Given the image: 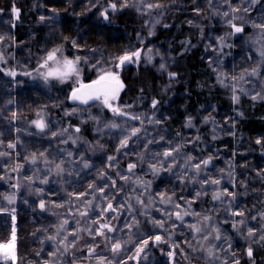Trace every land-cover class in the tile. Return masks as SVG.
Here are the masks:
<instances>
[{
	"label": "trees",
	"instance_id": "1",
	"mask_svg": "<svg viewBox=\"0 0 264 264\" xmlns=\"http://www.w3.org/2000/svg\"><path fill=\"white\" fill-rule=\"evenodd\" d=\"M71 1L74 5L69 7L70 0H0V19H9L0 23L5 37L0 43V242L10 239L14 215L16 264H98V257H107L105 264L108 260L112 264H235L237 260L239 264H264V241L259 240L264 232V100L252 99L257 93L264 96V57L260 55L264 30L254 26L264 23V0H230V4L225 0H146L163 5L152 10L144 8L140 0H132L124 8L121 0H102V7L117 4L116 11L110 7L105 24L90 19L84 0ZM13 7L19 10L18 19ZM233 7L240 10L233 12ZM46 9L54 10L61 19L53 25L58 30L54 36L60 41L56 48L68 59H82V49L92 46L102 47L113 59L129 44L141 50L138 64L127 66L119 75L124 87L117 104L144 121L122 125L142 129L138 137L129 140L128 147L117 151L124 138L121 129L97 132V123L90 115L102 122L121 123L123 118L114 117L99 104H69L65 98L58 102L54 94L71 91L76 85L72 81L45 83L39 75L44 71L39 65L45 57L40 46L49 29L38 15ZM225 11L227 18L222 15ZM227 20L242 25L244 31L234 33ZM31 35L34 37L28 40ZM23 47L28 48L25 64L17 68L15 58ZM80 66L83 83L100 73L83 59ZM253 68L258 69V75L245 72ZM242 73L244 78L240 79ZM28 83L42 86L28 95L31 106L23 112L25 107L18 104L20 86ZM234 89L239 103L232 100ZM153 101L157 102L155 107ZM73 108L78 111L68 114ZM189 118L191 127L187 126ZM41 119L44 131L33 123ZM75 127L80 128L79 133ZM257 140L261 142L257 144ZM174 146L180 147L179 154L173 153L175 166L168 164L170 171L161 168L154 174L148 164L160 167L163 152ZM33 154L36 163L31 162ZM110 156L115 159L110 161ZM188 156L194 159L185 167ZM45 157L56 162L62 159L65 171L60 175L48 172L54 165L45 164ZM209 157L208 167L202 166L197 174L191 165ZM85 162L88 168L83 167ZM129 163L137 165L132 172L127 171ZM118 173L130 180L120 179ZM44 179L48 182L42 183ZM205 179L208 184L201 183ZM213 179H220V184H211ZM90 184L104 186L103 194L93 190L77 199L78 194L89 191ZM225 189L234 193V198L225 195L213 200L215 192ZM197 191L202 195L197 197ZM161 193L171 196V203H161ZM109 200L116 211L102 213ZM234 211L244 215L234 216ZM82 212L88 215H80ZM176 212L183 220L176 218ZM204 216L210 219L204 220ZM108 217H116L108 222L122 229L107 233L122 243L118 255L110 251L103 237L93 238L86 230L97 228L93 220L103 223ZM154 219L166 221L163 229L152 222ZM241 220L244 224L234 229L233 223ZM129 222L133 225L130 230L125 227ZM192 224L201 231L192 230ZM248 228L255 236L247 235ZM156 235L161 236V242L149 239L144 252L133 259L140 242ZM71 241H75L74 246L66 250ZM89 248H95L96 255L89 257Z\"/></svg>",
	"mask_w": 264,
	"mask_h": 264
},
{
	"label": "snow or ice",
	"instance_id": "2",
	"mask_svg": "<svg viewBox=\"0 0 264 264\" xmlns=\"http://www.w3.org/2000/svg\"><path fill=\"white\" fill-rule=\"evenodd\" d=\"M252 3H255L256 0H251ZM140 3L143 5L144 8L148 9V10H152V9H160L163 7V5L161 4H153V3H148L146 2V0H140ZM209 3H211V0H209ZM225 3H229L230 4V0H225ZM129 3L128 0H124L123 4H121V8L124 7H128ZM110 7L113 11L117 10V4L116 3H111ZM138 11H141V9H137ZM239 8H232L233 12H237L239 11ZM14 15L16 16V18H19V10L16 9L15 7H13L12 9ZM195 11L197 12V14H199V9H195ZM244 11L247 12L248 9L244 8ZM146 14V13H143ZM101 15L104 17L105 20L108 19V15H107V9H105L104 12L101 13ZM224 17H228L229 13L227 11H225L222 14ZM235 19H239V17H232V20ZM40 20L43 21L45 20L44 16L40 17ZM232 20H227L226 22L229 24L230 27L233 28L234 33H241L244 31V27L242 25L238 26L234 23H232ZM156 23H159V20L156 21ZM189 23L191 24L192 22L189 21ZM165 27H168V25H164ZM256 28H260L262 30H264V23L261 24H255L254 25ZM233 33V34H234ZM224 38L220 37V40L222 41ZM5 40L4 36H0V43H3V41ZM73 46H75V41H73ZM150 51V50H149ZM260 55L262 57H264V51L260 52ZM141 56V50H137V51H133L130 53H125L123 56L118 57L117 59L119 60V65L118 66H122L125 64V62H134V61H138L139 58ZM149 59H151L149 57ZM0 62H3V56L0 55ZM82 62L81 57L76 56L74 59H68L67 57H64L61 49L60 48H55L51 51H49L46 56L43 59V62L39 65L40 69H44L43 72H39V69H37V71L39 72V75L43 78V80L45 81V83H47L49 80H56L59 81L60 83H67L69 81H72V83L74 85H76L75 87H73L71 89V93H70V99L71 101H73L74 103L78 104V105H89L90 102H94V104H99L102 105L103 108L108 109L114 117H120L123 118L121 123H117L115 120L111 121V122H102L98 116H91L90 118L95 120L97 123V132H103V130L105 128L108 129H121L122 133L124 134V138L120 140L119 143V148L117 149V151H119L122 148H126L128 147L129 144V140H131L133 137H138L142 131L141 127H137V126H132L129 125V127L125 128L122 127L123 124L127 123L128 121H134V120H140L141 124L144 123V121L141 119L140 116L137 115H132L130 113H127L126 111L123 110V108L121 106H119L117 104L118 98H119V94L120 91L123 89L124 85L121 82L119 75L116 73H113L111 71H104L101 72L100 75L97 76L96 79L92 80L90 83H83V81L80 79L81 74H82V67L80 66ZM83 63H87V59H84ZM91 67L95 68L96 65L93 64L91 65ZM161 69L164 68V65L160 66ZM245 72H248L249 75H258V69L257 68H253L250 72L246 69ZM28 75H31V73H27ZM8 75H12L15 76V72H9ZM170 76L174 77V73H170ZM244 78V74H241L240 79ZM221 83H223V81H220ZM234 94L232 96V100L234 103H239L240 97L238 95L235 94V89L233 90ZM260 98L262 100H264V96H260L259 93H257L256 95L252 96V99L255 100L257 98ZM156 101H153V107L156 106ZM85 111L87 109H84ZM78 109L73 108L71 110V112H69L68 114H72L77 112ZM15 115V113L13 114ZM242 115V114H241ZM148 122H151V120H149ZM35 124V126L40 129L41 131H44V129L46 128V125L44 123V121L41 120H37L33 122ZM156 123H159V121H156ZM189 127L192 126V121L191 118H189L188 120V125ZM64 132H67V129L63 130ZM74 131L79 133L80 132V128L79 127H75ZM53 136H56L57 133L53 132L52 133ZM63 142H67V140L63 141ZM135 142V141H134ZM153 141H148V143H152ZM261 141L257 140L256 143L259 144ZM73 143H75V141H73ZM9 147H14V145H9ZM101 147H103V145H101ZM180 152V147L179 146H174L171 150H165L163 152V160L158 161L160 167H157L156 164H152L149 163L148 167L152 169V172L154 174H158V172L160 171L161 168H165L167 170H171L170 168H167L168 164H171L173 166H175L176 164V158L173 157V153H177L179 154ZM69 156L72 155V153H68ZM159 155V154H158ZM40 156H44V153L41 152ZM172 157L171 160H169V158ZM108 159L111 161L113 159H115V157H108ZM142 159V157H141ZM194 158L192 156H188L187 157V164L185 165V167L188 166V164L191 163V161ZM31 162L32 163H36V154H33L32 158H31ZM211 162V157H209L208 159L203 160L201 163H196L194 165H191L193 169L196 170V173L199 174V171L201 169V167L203 166L204 168H207L208 165ZM44 163L45 164H53L54 168H48L47 171L48 172H53L56 175H60L62 174L65 170L62 167V164L64 163V161L61 159L59 162H56L55 160H49L47 157H45L44 159ZM20 167V166H18ZM84 168H88L89 164L87 162H85L83 164ZM109 167H114V165H109ZM137 167V165L135 163H129L127 166V171L128 172H132L135 168ZM18 170V169H17ZM120 175V179L124 180V181H129L130 177L128 175H124V174H119ZM183 179V178H181ZM42 183H47V179H44L41 181ZM137 184L140 183L139 178H137V180L135 181ZM202 184H208L209 181L207 179L201 181ZM116 181L115 179L112 180V186H115ZM211 184H215L218 185L220 184V179H213L211 180ZM145 187H147V185H145ZM95 190L101 194H103L104 192V186H94L92 184L89 185V191L88 192H84V193H80L77 195V199H80L81 197L84 196H88L90 194H92V191ZM119 191V189H118ZM200 195H202V193L200 191L196 192V196L199 197ZM232 196L234 198L235 194L234 193H229L226 189L223 192H215L213 195V200H221L222 196ZM161 203L164 204H168L171 203V196H167L164 193L160 194ZM9 203L12 202V198L9 197ZM137 202L141 205L144 204L143 200L138 199ZM89 205H91V201L87 202ZM127 203V202H125ZM191 203V202H189ZM60 206V205H58ZM123 205H121L122 207ZM40 207L41 209H44L45 204L43 201H41L40 203ZM177 208H180L181 205L176 204ZM112 211L115 212L116 209L113 207V204L111 203V201L109 200L106 204V207L104 209H102V213L105 211ZM188 212H185L184 215H188ZM232 214L234 216H243L244 213L243 212H232ZM80 215L82 216H87L88 212H82L80 213ZM168 215H172V213H168ZM175 216L177 219L183 220V217L181 215L180 212H176ZM101 219H104L103 215H101L100 217ZM116 217H108L105 222L103 223H99L97 220H93L94 224H97V228L96 229H86L89 234L95 238L96 236H101L104 238V240L107 242V246H110V251L114 254V255H118L121 251H122V243L120 242L119 239L112 237V236H108L107 233H113L116 231H120L122 229H116L113 226H111V224L108 222L111 219H114ZM262 219H264V216L261 217ZM204 220H209L210 217L208 216H204L203 217ZM133 220H135V218L133 217ZM13 222H15V216H13ZM154 224L158 225L161 229H163L164 223L166 221H162V220H153L152 221ZM67 223V221H65V224ZM136 224H138V221H135ZM237 224L243 225L244 221H236L233 223V228L235 229ZM132 222H129L125 225V227H127L129 230L132 228ZM189 227L194 230L196 233H199L201 231V229L196 225V224H192L189 225ZM247 235L249 237H253L255 236V232L252 228H248L247 229ZM49 239H54V237H49ZM66 239V238H65ZM149 239H154V241L156 243L161 242V236L156 235L154 237H149V238H145L140 242V246H138L136 248V257H132L133 259L138 258L140 256L141 253L144 252L145 247L148 245L149 243ZM204 239H207V236L204 237ZM216 239H220L219 236L216 237ZM259 240L260 241H264V232L261 233V235L259 236ZM75 241H71L69 242V244L65 245V249L67 250V247L69 246H74ZM89 257L96 255L95 253V248H89V252H88ZM168 255L170 257L174 256L173 252H169ZM209 255H212L211 249H209ZM247 255L249 258L252 257L253 255V250L251 247H249L247 249ZM17 235H16V228L15 225L13 224V228H12V232H11V237L9 240H7L6 242H0V264H16L17 262ZM107 257H98V264H105V260H107ZM108 264H112V261L108 260ZM120 264H127L126 261H121ZM235 264H239V261H235Z\"/></svg>",
	"mask_w": 264,
	"mask_h": 264
},
{
	"label": "rangeland",
	"instance_id": "3",
	"mask_svg": "<svg viewBox=\"0 0 264 264\" xmlns=\"http://www.w3.org/2000/svg\"><path fill=\"white\" fill-rule=\"evenodd\" d=\"M101 1L102 0H84V9H85V13L89 17H91L90 19L92 21H94V22L99 21L98 23L105 24L108 22V19L105 20L104 17L101 15V13L104 12L105 9H107V10L110 9V5L102 7L100 4ZM121 1L124 2V0H121ZM130 1H132V0H128V3H130ZM39 4H40V2H39ZM68 5L70 7L71 5H74V2L70 0ZM71 9H73V7H71ZM68 14L70 17H72L73 11L70 10V12ZM110 14H111V12L107 11L108 18H109ZM41 16L45 17V21H46L47 27L49 29L48 34L45 36L44 41H43L42 45L40 46V50H41L42 55L46 56V54L49 51L55 49L60 43V41H58L54 36V33L56 35L58 33V30H57V28H54L55 26H53V25L59 24L61 19L56 15L54 10H48V9H46L44 11L40 10V13L38 15L39 19ZM6 21L7 22L9 21V19L7 17H3L0 19V23H5ZM52 28H53V30H51ZM232 31L234 32L233 28H232ZM79 32H80V30L78 31V33ZM3 34H4L3 31L0 29V36H3ZM112 34H114V33L111 31V35ZM32 37H34V36L31 35V37H29L28 40L32 39ZM139 41L143 42V39H140ZM69 43H73V40L70 39ZM133 45L134 44H129L126 47L127 50L124 53L118 55L114 59L111 58V56H109L108 54H106L102 50V47H100V46H95V47L92 46V47H88L86 49L84 48V49H82L84 52V54H82V59H83V61H84V59H87V63H88L89 67H91V65L95 64L96 67L94 68V71H96V72L100 71V73L98 75H100L101 72H104V71H111L113 73L120 75V72L122 71V69H124L130 65L136 66L139 62V60L134 61V62H125L124 65L118 66L119 65V60L117 59L118 57L123 56L125 53H130V52L136 51L134 49ZM27 51H28V48H26V47H23L17 51V56L15 58L16 62L18 63V64H16L17 68H20L25 64V57H26ZM112 62H113V64L110 66V64ZM96 78H97V76L94 77V79H96ZM119 78H120V76H119ZM41 86H42L41 84L37 86V85H34L33 83L23 84L22 86H20V93H19L20 98L18 99V104L21 108H23L22 104L25 107V108H23L24 109L23 112H26L31 106V102H29L30 98L28 99V95L32 94L34 89H38L37 87H41ZM6 87L8 89V86H6ZM247 90H253L255 92L257 91L256 87H254V88L248 87ZM70 93H71L70 90L69 91H63L61 93L54 94V97L57 98L58 102H59V100L62 101V98H65V100L70 104V101H69ZM24 103H27V104H24ZM1 104L2 105L4 104V100L1 101ZM13 216L14 215H12V219H13ZM13 224L15 225V223L12 220V228H13Z\"/></svg>",
	"mask_w": 264,
	"mask_h": 264
},
{
	"label": "water",
	"instance_id": "4",
	"mask_svg": "<svg viewBox=\"0 0 264 264\" xmlns=\"http://www.w3.org/2000/svg\"><path fill=\"white\" fill-rule=\"evenodd\" d=\"M107 11H110V9H108ZM90 82H91V81L86 82L85 84L90 83ZM69 101H70L71 104H76V103H74L73 101H71V99H70V95H69ZM92 103H94V102H90L89 104H92Z\"/></svg>",
	"mask_w": 264,
	"mask_h": 264
}]
</instances>
